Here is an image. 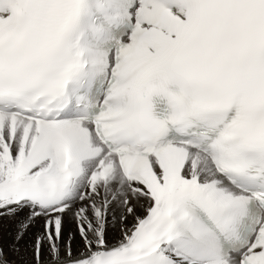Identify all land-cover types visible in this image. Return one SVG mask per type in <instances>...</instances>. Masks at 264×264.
Segmentation results:
<instances>
[{"label":"snow or ice","instance_id":"obj_1","mask_svg":"<svg viewBox=\"0 0 264 264\" xmlns=\"http://www.w3.org/2000/svg\"><path fill=\"white\" fill-rule=\"evenodd\" d=\"M0 264H264V0H0Z\"/></svg>","mask_w":264,"mask_h":264}]
</instances>
